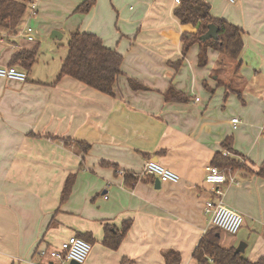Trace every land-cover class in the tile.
<instances>
[{"label": "crops", "instance_id": "1", "mask_svg": "<svg viewBox=\"0 0 264 264\" xmlns=\"http://www.w3.org/2000/svg\"><path fill=\"white\" fill-rule=\"evenodd\" d=\"M19 1L27 10L17 31L0 29L1 65L36 46L38 64L44 41L77 31L98 35L124 60L114 95L70 76L57 80L68 50L54 71L15 65L28 73L27 81L0 78V264H57L39 257L37 248H57L84 233L93 241L83 264H166L170 251L181 254L180 264H197L193 252L212 227L205 207L218 198L216 187L244 216L238 233L220 231V244L245 242L244 257L264 256V177L255 173L264 163V0H207L213 15L245 31L233 73L242 91L234 93L214 74L220 58L225 61L217 50L208 49L205 66L198 64L197 43L183 59L182 35L197 32L199 24L182 23L175 0H96L88 13L76 12L85 0H39L35 14L33 0ZM36 18L38 28L31 25ZM55 30L62 37H53ZM130 78L148 89L134 90ZM170 86L190 100L168 102ZM229 135L254 172L208 183L206 168L218 151L226 154L222 142ZM155 158L180 181L157 186L156 176L142 175ZM74 173L72 193L61 203ZM127 221L119 247L106 246L105 225L121 230Z\"/></svg>", "mask_w": 264, "mask_h": 264}, {"label": "trees", "instance_id": "2", "mask_svg": "<svg viewBox=\"0 0 264 264\" xmlns=\"http://www.w3.org/2000/svg\"><path fill=\"white\" fill-rule=\"evenodd\" d=\"M95 3L96 0H85L76 9V12L88 13ZM211 9V4L207 0H181L176 7L175 15L182 23L199 24L197 32H187L182 35L183 59L190 48L197 43L200 48L199 66L207 65L209 48L217 50L220 54L232 60L239 61L244 48L243 36L245 31L230 21L213 15ZM26 10L27 5L23 1L0 0V29L7 28L10 32H16ZM210 24L218 26V38L203 41L201 36L208 31ZM38 52L39 48L37 46L31 50H20L12 56L10 65H19L29 71L38 60ZM183 59L174 64L178 67ZM123 60V54L108 47L98 35L77 31L71 34L68 53L62 62L57 80L64 76H70L102 93L114 95L116 83L123 73L121 69ZM129 82L134 90L148 89L136 79L130 78ZM165 98L168 102H187L190 100L189 96L173 86H170L165 92ZM233 142L234 137L232 135L227 136L222 142V148L229 150L231 156L218 151L212 160L213 165L226 172L242 168L239 161V157H242V155L235 151ZM76 144L84 147L85 151L90 148V145H84L82 141H77ZM251 172H254V170ZM255 173L264 177V163ZM128 178L131 177L127 176ZM75 180V173L67 177L61 193V203L69 199ZM127 222L121 230L106 224L103 243L112 249L118 248L131 225V221ZM220 231L219 228L211 227L204 233L193 252L197 264H264V256L256 261H251L244 257L242 253L236 252L235 247H223L217 234ZM78 236L90 241V243L93 241L91 233L79 234ZM181 259V254L177 251H170L166 254V264H180ZM124 261L122 264H125Z\"/></svg>", "mask_w": 264, "mask_h": 264}, {"label": "built area", "instance_id": "3", "mask_svg": "<svg viewBox=\"0 0 264 264\" xmlns=\"http://www.w3.org/2000/svg\"><path fill=\"white\" fill-rule=\"evenodd\" d=\"M176 3H180L181 0H175ZM231 4H235L238 0H226ZM39 0H33L30 8L33 14L36 13L37 3ZM32 29L29 28V32ZM29 40H33L32 35H28ZM0 78L16 80L24 82L28 80V73L16 66H3L0 64ZM232 122L234 126L240 123L238 117L233 118ZM264 130V125L263 128ZM142 175H153L159 178L163 182L177 183L180 181V175L174 170L164 166L160 162L149 159L146 161L142 170ZM206 181L211 184H223L228 181L235 182V172L228 170V172L220 169L216 165H209L206 168ZM217 199H209L206 203L205 211L210 216V224L212 227L219 228L231 234H236L240 231L244 224V216L237 210L229 207L222 200L224 191L216 187L214 189ZM108 198V196H106ZM92 250V244L86 239L77 235L69 236L65 241H62L60 247L54 248L48 245L39 246L36 250V254L45 259L53 261L60 260L61 264L72 261H76L79 264L85 263Z\"/></svg>", "mask_w": 264, "mask_h": 264}, {"label": "rangeland", "instance_id": "4", "mask_svg": "<svg viewBox=\"0 0 264 264\" xmlns=\"http://www.w3.org/2000/svg\"><path fill=\"white\" fill-rule=\"evenodd\" d=\"M35 21H37V18L32 21L31 25L35 28H38L39 23L35 22ZM70 37H71V34L68 32L60 40L48 38L46 41H44L43 45L41 47L42 55L40 57V61L38 64L35 63L34 68L37 69V71H44L45 67H49L51 69V71L58 69V64L60 63L61 57H64L67 53ZM219 55H221L220 57H222V59H224L225 61L221 60V58H220L219 63L215 68L214 74L220 75L219 80L224 82V85H225L227 90H229V91H232L233 89L236 90V91H233L231 93L237 92V90H238V92H241L242 88L239 87V81L235 77H233V73H236V65H237L238 61L232 60V59H230V58H228L222 54H219ZM225 69L228 70L229 75L228 74L222 75L221 73H218L219 70H225ZM50 76H51V74H48L45 77H50ZM230 87H232L233 89L232 88L230 89ZM226 155L231 156L232 154L230 153L229 150H226ZM239 161H240V164L242 165V168L241 169L240 168L233 169L232 171H234V172H238V171L251 172V171H253V168L248 163V161L246 160L245 157H239ZM221 232H222L223 236L224 235H228V236L233 235V234L228 233L224 230H222ZM221 244L224 246L223 241L221 242ZM58 247H60V246H58ZM56 263L61 264V261L57 260ZM64 264H69V262L64 263Z\"/></svg>", "mask_w": 264, "mask_h": 264}, {"label": "water", "instance_id": "5", "mask_svg": "<svg viewBox=\"0 0 264 264\" xmlns=\"http://www.w3.org/2000/svg\"><path fill=\"white\" fill-rule=\"evenodd\" d=\"M218 30L219 29H218V26L216 24H210L208 31L203 36H201V39L203 41L211 39V38L217 39L218 38ZM52 36L53 37H56V36L62 37V33L55 30V31H53ZM157 160L158 159L155 158V161H157ZM157 184H158L157 186H160V179L159 178L157 179ZM217 234L220 235L219 233H217ZM246 247H247V243L241 242L240 245L236 248V252L244 253L246 250ZM71 264H79V263L76 261H72Z\"/></svg>", "mask_w": 264, "mask_h": 264}]
</instances>
